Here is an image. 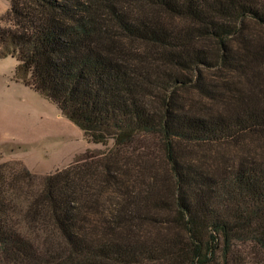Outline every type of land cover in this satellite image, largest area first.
<instances>
[{
    "label": "trees",
    "instance_id": "obj_1",
    "mask_svg": "<svg viewBox=\"0 0 264 264\" xmlns=\"http://www.w3.org/2000/svg\"><path fill=\"white\" fill-rule=\"evenodd\" d=\"M1 20L16 77L114 145L43 178L0 164V264L264 253V151L212 170L178 150L264 133V0H10Z\"/></svg>",
    "mask_w": 264,
    "mask_h": 264
},
{
    "label": "rangeland",
    "instance_id": "obj_2",
    "mask_svg": "<svg viewBox=\"0 0 264 264\" xmlns=\"http://www.w3.org/2000/svg\"><path fill=\"white\" fill-rule=\"evenodd\" d=\"M9 7L10 0H0V26L4 25L1 19ZM176 22L180 23L179 20ZM17 67L15 58H0V164L23 166L43 178L69 167L89 150L113 147V141L104 146L88 140L83 131L62 114L54 103L16 77ZM206 73L210 79L218 72ZM178 150L192 157V162L199 164L203 161L208 169L213 170V163L225 167L224 160L233 162L240 152H251L258 156L264 151V133L255 132L231 144H180ZM162 173L167 175L164 170ZM46 239L48 237L39 241V248ZM235 251L245 258V264H264V253L253 244H238Z\"/></svg>",
    "mask_w": 264,
    "mask_h": 264
}]
</instances>
